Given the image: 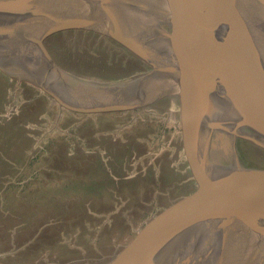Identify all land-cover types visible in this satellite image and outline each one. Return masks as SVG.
<instances>
[{
  "label": "water",
  "instance_id": "95a60500",
  "mask_svg": "<svg viewBox=\"0 0 264 264\" xmlns=\"http://www.w3.org/2000/svg\"><path fill=\"white\" fill-rule=\"evenodd\" d=\"M189 21L202 26L201 52L178 47L193 41ZM69 32L111 40L148 70L116 84L82 80L47 45ZM0 56H34L33 66L1 69L75 114L150 111L168 99L179 105L195 187L105 264H264V166L246 165L236 152L239 141L264 152V0H0ZM197 76L206 93L200 114L188 104ZM197 115L215 124L207 125L211 135L229 136L232 158L201 166L192 144ZM0 264L7 263L0 257Z\"/></svg>",
  "mask_w": 264,
  "mask_h": 264
},
{
  "label": "rangeland",
  "instance_id": "374dc122",
  "mask_svg": "<svg viewBox=\"0 0 264 264\" xmlns=\"http://www.w3.org/2000/svg\"><path fill=\"white\" fill-rule=\"evenodd\" d=\"M194 23L186 26L193 41L178 43L184 52L202 44ZM47 45L61 68L94 83L148 70L93 33L61 34ZM35 60L0 56V257L7 264H105L195 187L179 105L168 99L150 111L75 114L1 69ZM219 135L227 147L229 136ZM236 152L244 164L264 166L263 151L242 143Z\"/></svg>",
  "mask_w": 264,
  "mask_h": 264
},
{
  "label": "bare ground",
  "instance_id": "6f19581e",
  "mask_svg": "<svg viewBox=\"0 0 264 264\" xmlns=\"http://www.w3.org/2000/svg\"><path fill=\"white\" fill-rule=\"evenodd\" d=\"M194 31L199 30L202 28L201 25L198 23L193 24ZM218 30V27L214 29V33H216ZM221 31L227 35V33L224 31V29L221 28ZM221 31H218V36L222 37L223 33ZM196 82L199 84L198 86V94L197 96L189 98L188 104L189 107L192 106L191 111L194 113H199L202 112V104L203 100L200 101L201 96H203V91H202V86L200 84V78L197 76L195 78ZM206 94V93H204ZM196 102V106L193 107L192 102ZM197 127L194 130V135L192 139V144L194 145V154L196 155L197 159L199 160V163L201 164L202 167L205 165H208L209 161H224L226 159L232 158V140L229 139L227 143V147H223L219 145V134L211 135L210 132H212V128L208 129L207 125L211 124L210 121H207V118H203L202 115L199 116L197 115ZM212 125V124H211ZM215 125V124H213ZM212 125V126H213ZM212 136V137H211Z\"/></svg>",
  "mask_w": 264,
  "mask_h": 264
},
{
  "label": "flooded vegetation",
  "instance_id": "af4514ba",
  "mask_svg": "<svg viewBox=\"0 0 264 264\" xmlns=\"http://www.w3.org/2000/svg\"><path fill=\"white\" fill-rule=\"evenodd\" d=\"M242 143H244V144L247 145L248 147H252V146H250L249 144H247V143H245V142H243V141H239V142H238V145H240V144H242Z\"/></svg>",
  "mask_w": 264,
  "mask_h": 264
}]
</instances>
